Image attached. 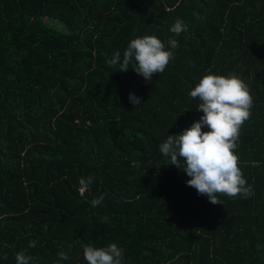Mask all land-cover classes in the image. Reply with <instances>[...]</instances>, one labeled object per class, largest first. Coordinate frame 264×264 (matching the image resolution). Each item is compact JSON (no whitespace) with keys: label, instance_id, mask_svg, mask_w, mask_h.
<instances>
[{"label":"trees","instance_id":"obj_1","mask_svg":"<svg viewBox=\"0 0 264 264\" xmlns=\"http://www.w3.org/2000/svg\"><path fill=\"white\" fill-rule=\"evenodd\" d=\"M144 36L173 51L163 73L108 65ZM208 74L253 98L235 154L254 195L217 205L159 151L200 120ZM112 243L122 264H264V0H0V264H87Z\"/></svg>","mask_w":264,"mask_h":264},{"label":"clouds","instance_id":"obj_2","mask_svg":"<svg viewBox=\"0 0 264 264\" xmlns=\"http://www.w3.org/2000/svg\"><path fill=\"white\" fill-rule=\"evenodd\" d=\"M170 32L178 36L187 32V27L177 19ZM168 44L171 49L179 47L175 39H170ZM173 59V51L165 50V44L157 37L144 36L129 42L122 61L121 53L117 51L107 63L110 67L119 65L120 72H126L134 60L135 66L131 69L148 81L154 74L163 73ZM189 96L199 99L196 110L203 115L182 134L168 135L160 144V153L169 159V165L190 177L186 182L189 187L199 195L207 196L213 205L222 204L220 195L229 198L253 196L254 190L243 177L239 157L235 154L240 128L250 118L253 106L248 85L235 74L228 77L208 74ZM129 101L135 108L141 106V98L134 94H129ZM205 126L209 131H202ZM254 166H258V162ZM94 179L93 176L79 178L81 195L89 190ZM103 200V195L93 199L92 207L101 205ZM102 222H107V217L102 218ZM35 246V241L29 242V247ZM83 255L87 264H122L123 249L115 243L104 248L84 246ZM58 256L60 260L69 258L64 252H59ZM32 259L24 252L16 254V264H30Z\"/></svg>","mask_w":264,"mask_h":264}]
</instances>
